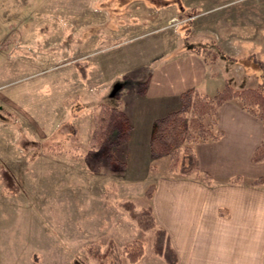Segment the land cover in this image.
I'll return each instance as SVG.
<instances>
[{"label": "rangeland", "instance_id": "374dc122", "mask_svg": "<svg viewBox=\"0 0 264 264\" xmlns=\"http://www.w3.org/2000/svg\"><path fill=\"white\" fill-rule=\"evenodd\" d=\"M176 53L208 64L218 90L263 85L264 0H0V264H99L93 244L111 249L103 264H132L134 241L135 264H166L141 211L182 176L151 157L145 115ZM119 101L91 157L97 106Z\"/></svg>", "mask_w": 264, "mask_h": 264}, {"label": "crops", "instance_id": "0c3cea01", "mask_svg": "<svg viewBox=\"0 0 264 264\" xmlns=\"http://www.w3.org/2000/svg\"><path fill=\"white\" fill-rule=\"evenodd\" d=\"M215 76L203 60L185 53L159 63L146 106L147 144L155 120L181 109L185 93L216 94ZM217 129L220 140L194 147L211 184L197 176L162 180L149 200L155 226L167 232L176 264H264V183L253 185L264 177V158H254L264 124L228 101L219 108Z\"/></svg>", "mask_w": 264, "mask_h": 264}, {"label": "trees", "instance_id": "16d2710c", "mask_svg": "<svg viewBox=\"0 0 264 264\" xmlns=\"http://www.w3.org/2000/svg\"><path fill=\"white\" fill-rule=\"evenodd\" d=\"M228 101H237L243 110L264 124V84L239 89L227 83L212 96L188 91L182 97L181 109L155 120L150 142L153 160L167 158L170 161L169 174L182 177L197 176L210 185L211 177L201 173L194 147L199 143L218 141L223 137V132L217 129V116L221 105ZM122 104L120 101L116 105L102 102L97 106L90 141L91 157H95L98 151L112 143L113 123L122 114ZM254 158L255 161L264 158V142L257 149ZM240 180L237 177L232 183H238ZM260 183H264V177L254 181L253 185ZM155 189L156 186L148 189L146 194L149 199L152 198ZM141 212L143 215H149L154 223L151 208ZM153 225L155 226V223ZM154 226H152L155 232L153 252L162 256L168 264H176V253L169 242L167 232ZM149 228L150 226H144L146 230ZM88 252L99 264H103L111 249L102 252L99 244H93L88 248ZM125 254L132 264L137 263L144 255L143 243L134 241L128 244L125 247Z\"/></svg>", "mask_w": 264, "mask_h": 264}]
</instances>
